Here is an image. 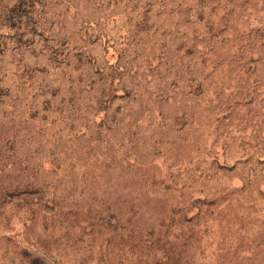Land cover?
Returning <instances> with one entry per match:
<instances>
[{
    "label": "rangeland",
    "instance_id": "obj_1",
    "mask_svg": "<svg viewBox=\"0 0 264 264\" xmlns=\"http://www.w3.org/2000/svg\"><path fill=\"white\" fill-rule=\"evenodd\" d=\"M0 264H264V0H0Z\"/></svg>",
    "mask_w": 264,
    "mask_h": 264
}]
</instances>
